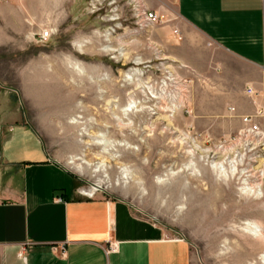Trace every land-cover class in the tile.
Instances as JSON below:
<instances>
[{
  "label": "rangeland",
  "instance_id": "obj_1",
  "mask_svg": "<svg viewBox=\"0 0 264 264\" xmlns=\"http://www.w3.org/2000/svg\"><path fill=\"white\" fill-rule=\"evenodd\" d=\"M157 1L46 0L40 33L49 36L0 54V66L30 58L31 73L0 80L31 104L27 116L48 154L80 177V189L98 185L93 197L125 200L168 237L185 239L191 264H256L264 253L258 151L223 143L242 126L224 137L190 110L202 78L176 59L169 22L142 20ZM134 68L140 75L123 73ZM129 102L137 111H120ZM97 131L106 133L105 152L93 143Z\"/></svg>",
  "mask_w": 264,
  "mask_h": 264
},
{
  "label": "crops",
  "instance_id": "obj_2",
  "mask_svg": "<svg viewBox=\"0 0 264 264\" xmlns=\"http://www.w3.org/2000/svg\"><path fill=\"white\" fill-rule=\"evenodd\" d=\"M45 4L0 0V54L40 36ZM153 9L178 30L176 59L202 78L190 110L230 136L239 115L264 103V0H158ZM14 59L0 73H31L30 58ZM30 109L0 80V264H191L185 239L127 201L80 195V177L48 154Z\"/></svg>",
  "mask_w": 264,
  "mask_h": 264
},
{
  "label": "built area",
  "instance_id": "obj_3",
  "mask_svg": "<svg viewBox=\"0 0 264 264\" xmlns=\"http://www.w3.org/2000/svg\"><path fill=\"white\" fill-rule=\"evenodd\" d=\"M142 20L148 24H159L165 23L166 19L163 15L158 14L156 11L145 9L141 12ZM173 33L178 35V30H173ZM49 36V33L44 31L40 34L41 39H46ZM247 94L258 96L259 93L253 87H247ZM231 111L236 112L235 108L232 107ZM242 127L239 129L238 133L235 136L230 137L229 139H224L223 143H232L234 141L242 142L244 144L252 145L250 150L257 149L258 156L260 157V164L257 169V173L262 176L264 175V103L258 104L255 107L253 113L239 115ZM234 163H231L229 166H232ZM228 168V167H227ZM246 184V183H245ZM79 194L92 198L93 193H88L87 190L79 189Z\"/></svg>",
  "mask_w": 264,
  "mask_h": 264
},
{
  "label": "bare ground",
  "instance_id": "obj_4",
  "mask_svg": "<svg viewBox=\"0 0 264 264\" xmlns=\"http://www.w3.org/2000/svg\"><path fill=\"white\" fill-rule=\"evenodd\" d=\"M137 64L138 63H141L140 60H136L135 61ZM123 73H133V76H136V75H140L141 73V70L138 69V68H134V69H131L129 71H126V72H123ZM70 95V94H69ZM70 98H73V97H70ZM115 102H119L117 99L113 100ZM119 107V106H118ZM137 106L136 105H133L131 102H129L128 104H125L121 109L120 111L124 112H128V111H137ZM119 109V108H118ZM105 137H106V133L103 131V132H99L97 131L95 134H93V143L94 144H98L101 146V149H102V152H105L106 151V141H105ZM224 172V171H223ZM231 174H237V172L234 170H232ZM229 174V176L231 175ZM98 188V185H95L94 187H91L89 190H88V193H93L95 190H97ZM258 190V189H257ZM251 226H249L248 223H242V229L246 232V233H249L250 235H254L256 234V231L254 232H250L249 231V228ZM260 235H264L262 231H260ZM255 236V235H254ZM256 242H258V246H261L263 245V240L262 239H259L257 238L256 239ZM256 264H264V253L257 258V261H256Z\"/></svg>",
  "mask_w": 264,
  "mask_h": 264
}]
</instances>
